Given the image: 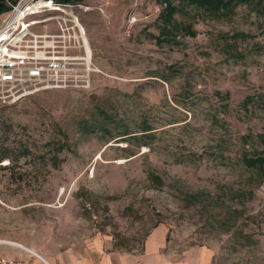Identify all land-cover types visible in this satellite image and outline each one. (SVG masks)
<instances>
[{
	"label": "rangeland",
	"instance_id": "1",
	"mask_svg": "<svg viewBox=\"0 0 264 264\" xmlns=\"http://www.w3.org/2000/svg\"><path fill=\"white\" fill-rule=\"evenodd\" d=\"M75 11L99 69L92 87L0 100V241L264 264V182L244 163L264 156V18L183 7L163 36L156 0Z\"/></svg>",
	"mask_w": 264,
	"mask_h": 264
},
{
	"label": "built area",
	"instance_id": "2",
	"mask_svg": "<svg viewBox=\"0 0 264 264\" xmlns=\"http://www.w3.org/2000/svg\"><path fill=\"white\" fill-rule=\"evenodd\" d=\"M0 23V100L15 103L47 91H87L99 72L76 5L20 0ZM48 14L42 19L29 17ZM56 21L58 31L37 34L32 27ZM136 20H131V27ZM130 27V28H131ZM13 245L21 246L17 243ZM0 264H23L0 253Z\"/></svg>",
	"mask_w": 264,
	"mask_h": 264
},
{
	"label": "trees",
	"instance_id": "3",
	"mask_svg": "<svg viewBox=\"0 0 264 264\" xmlns=\"http://www.w3.org/2000/svg\"><path fill=\"white\" fill-rule=\"evenodd\" d=\"M20 0H0V17L7 16L11 11V5H16ZM61 4H81L84 0H48ZM161 6V12L158 17L160 23L161 34L163 36H170L173 29L179 25L176 19L177 14L182 11L183 7H194L202 11L207 16L220 19L229 18L233 16L236 9L241 5L249 6L259 16L264 18V0H156ZM4 17V18H5ZM2 19V21L4 20ZM185 34L195 37L197 31L192 25H184ZM63 147V146H60ZM25 150L22 155H25ZM10 157L9 153L3 154L0 159ZM245 165L256 172L260 184L264 182V156L259 155L254 158H244Z\"/></svg>",
	"mask_w": 264,
	"mask_h": 264
},
{
	"label": "crops",
	"instance_id": "4",
	"mask_svg": "<svg viewBox=\"0 0 264 264\" xmlns=\"http://www.w3.org/2000/svg\"><path fill=\"white\" fill-rule=\"evenodd\" d=\"M4 241L0 244V253L21 259L23 264H147L144 256L114 251L112 245L108 247L101 240H92L82 250L72 247L56 254H46L37 245L24 240Z\"/></svg>",
	"mask_w": 264,
	"mask_h": 264
},
{
	"label": "bare ground",
	"instance_id": "5",
	"mask_svg": "<svg viewBox=\"0 0 264 264\" xmlns=\"http://www.w3.org/2000/svg\"><path fill=\"white\" fill-rule=\"evenodd\" d=\"M0 243H5V241H0ZM11 244V243H10ZM43 259V258H42Z\"/></svg>",
	"mask_w": 264,
	"mask_h": 264
}]
</instances>
